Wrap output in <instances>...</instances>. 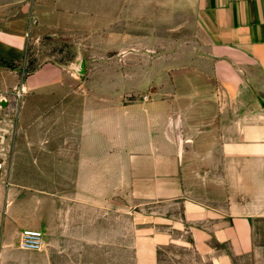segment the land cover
<instances>
[{"label":"crops","instance_id":"1","mask_svg":"<svg viewBox=\"0 0 264 264\" xmlns=\"http://www.w3.org/2000/svg\"><path fill=\"white\" fill-rule=\"evenodd\" d=\"M97 2L0 0V264H264V0H111L126 11L124 28L137 11L136 42L149 39L143 11L153 10V42L168 43L155 47L164 59L148 80L138 65L137 88L185 93L115 116L80 114L62 67L48 62L27 76L22 67L44 36L95 27V11L110 8ZM124 28L122 40L133 41ZM48 87L58 93L44 103L36 95ZM45 104L55 112L41 115ZM247 105L255 112H241ZM114 168L136 177V201L150 209L130 230L66 217L64 201H91L93 190L34 195L28 209L14 192L20 169H55L57 185L78 170L93 187L95 171ZM27 229L42 234L40 249L20 247Z\"/></svg>","mask_w":264,"mask_h":264},{"label":"rangeland","instance_id":"2","mask_svg":"<svg viewBox=\"0 0 264 264\" xmlns=\"http://www.w3.org/2000/svg\"><path fill=\"white\" fill-rule=\"evenodd\" d=\"M96 1L92 0V9H95L97 5ZM107 1H109L108 6L110 8L106 7V11H95L97 22L95 27L92 26L89 29L85 25H76L73 26L72 31L60 28V31L55 36H44L38 43L32 47L30 46L25 68L22 65L24 72H26L25 76L48 62L62 67L66 81L70 83L76 82L77 86H75V89H78L77 95L79 94L78 97L81 98L80 114H84L85 109L89 110V112H92L93 109V112L96 110L97 114L102 115L106 112L111 116H115L121 114L122 111L123 113L136 115L138 112L135 105L141 101L150 100L151 102L155 96L166 97L169 94L176 96V92L178 96L184 97V91H169L167 88H161L160 91L157 89L158 95L153 96L154 90L152 84H148L144 88H137L136 82L141 79L140 82L145 83L149 79L147 76H151L149 72L152 71L150 69H153L154 63H158L159 60L162 61L164 59V57L158 58L154 50L155 47H159L161 53H163V48L164 46L167 47L168 43L158 45L153 42L151 36L153 32V10L143 11L146 14V32L149 31L151 35L145 43H138L135 40L137 11H128L129 16L132 15L133 17V22L124 28L121 24V19L122 12L126 11L112 10L115 6L110 3L111 0ZM97 3H99V0ZM110 15H112V22L109 23L107 17L109 18ZM123 28L125 34L128 33L132 36L130 39L133 41L125 42L122 40ZM82 61L84 62V75L77 73L79 64ZM138 65H144L145 70L148 68L150 75L146 73L144 77L145 81H143L142 76L140 78V75L136 73ZM73 87H68L69 89H66L65 92L72 91ZM59 92L64 91L59 90ZM57 93V87H48L39 91L36 98L42 99L44 103H47V100H55ZM255 107L256 109H260L259 105H255ZM42 109H44V112H41V115L55 112V106L53 105L45 104ZM241 112H255V108L250 107V105L243 106ZM123 119L125 118L121 117V121ZM45 125L49 126V130L56 127L55 123H45ZM21 142H23V139H21ZM85 146L89 147L86 143ZM65 172V183L57 185V171L55 169H20L17 171V178L15 179L17 185L13 186L14 192L21 196L19 199H25L22 202H24L23 205L28 209L32 205V202L36 200L35 198H37L34 195H56L58 193L66 195L74 193L89 194V190H93L96 192V198H92L91 201L75 202L69 199L64 201L63 207L67 211L66 217L79 215L81 221L93 219L97 225H111V222L119 225V221H122L121 224L128 226L129 230L133 226L140 225L138 215L147 214L150 211L149 206L141 210L143 207L139 206L140 203L136 201L135 194L138 193V186L135 176L132 177L130 175L127 181L121 178L118 169L114 168L107 172L103 169L97 170L95 171L97 185L89 187L88 176L82 177L78 170ZM129 173L131 174L132 172L129 171ZM78 174L80 176H77ZM74 180H76L75 183ZM79 182H86V184L79 185ZM101 195L104 197L103 200L101 199ZM114 197L124 199L126 201H124V204L126 203V205L112 201ZM20 202L18 201L16 204L18 205ZM131 259L130 254V261Z\"/></svg>","mask_w":264,"mask_h":264},{"label":"built area","instance_id":"3","mask_svg":"<svg viewBox=\"0 0 264 264\" xmlns=\"http://www.w3.org/2000/svg\"><path fill=\"white\" fill-rule=\"evenodd\" d=\"M42 234L39 231L24 230L20 238V247L29 250H38L42 247Z\"/></svg>","mask_w":264,"mask_h":264},{"label":"water","instance_id":"4","mask_svg":"<svg viewBox=\"0 0 264 264\" xmlns=\"http://www.w3.org/2000/svg\"><path fill=\"white\" fill-rule=\"evenodd\" d=\"M77 73L80 75H84V62L83 61L79 64ZM259 102H260L261 106L264 108V101L260 100ZM116 201L124 203L123 199H116Z\"/></svg>","mask_w":264,"mask_h":264}]
</instances>
